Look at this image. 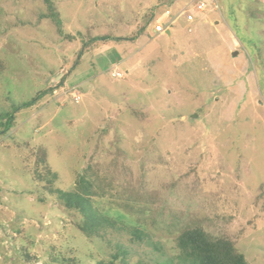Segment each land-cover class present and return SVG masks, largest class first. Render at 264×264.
I'll use <instances>...</instances> for the list:
<instances>
[{
	"label": "rangeland",
	"instance_id": "374dc122",
	"mask_svg": "<svg viewBox=\"0 0 264 264\" xmlns=\"http://www.w3.org/2000/svg\"><path fill=\"white\" fill-rule=\"evenodd\" d=\"M50 1L51 18L43 0H0V122L7 127L0 134V264L110 260L23 167L29 149L39 148L62 190L89 159L103 175L120 151L128 181L144 176V188L156 191L157 200L134 204L142 214L121 209L120 194L98 201L101 211L144 224L162 247L132 244L121 233L130 263L174 258L180 228L202 220L250 264H264V0H215L201 19L191 6L192 32L179 20L170 35L154 34L155 20L168 3L178 9L193 0ZM95 37L108 39L89 45ZM119 37L134 38L113 40ZM107 64L120 68V79ZM52 252L63 260L54 262Z\"/></svg>",
	"mask_w": 264,
	"mask_h": 264
},
{
	"label": "trees",
	"instance_id": "16d2710c",
	"mask_svg": "<svg viewBox=\"0 0 264 264\" xmlns=\"http://www.w3.org/2000/svg\"><path fill=\"white\" fill-rule=\"evenodd\" d=\"M43 1L48 9L49 15L47 16H49V18H51V16L54 17V13L50 14V12L54 11L52 7L53 3L50 0ZM169 4L170 3L167 5L168 7L171 6ZM230 6L232 7V5ZM58 32L61 33V30L58 29ZM67 37L73 39L71 36ZM132 38L119 37L113 40L126 42L132 40ZM107 39V37H95L88 39V41L90 42L89 45H91L96 41H106ZM88 48L89 46L86 45L84 50ZM81 52L82 51H79L77 57L79 59L73 62L71 69L79 65ZM108 62L111 63L109 60ZM108 68L110 77L117 79L113 76V73L119 72L120 68H113V66L107 64L105 70H108ZM2 70L3 63L0 61V73ZM88 71L86 73H89ZM63 80L62 77L59 84H62ZM81 85H85V83ZM81 85L77 90L79 89L82 93L84 88H82ZM74 87L70 88L72 89ZM33 100L31 101L32 103L34 102ZM31 102L22 104L20 107H16V109L22 107L26 108L30 106ZM2 120L4 121V118ZM10 122L11 117H9L7 123ZM6 128L7 127L0 122V134L3 133ZM33 156L35 161L34 166L31 168L30 159ZM124 156L122 152L118 151V155L111 160L108 167L104 170L103 175H98L99 171L97 166L92 164L89 165V159L86 167L81 170L83 173H75L76 175L73 176L75 185L71 188H67V190H62L55 186L58 180V174L49 167L47 155L43 148H39L36 152L29 149V153H26L23 157V167H25V169L27 168L32 181L43 182V186L41 187L43 192L54 199V204L59 207L63 214L74 219L77 231L84 238L89 240V243L96 252L100 256L103 253L109 252L110 260L105 261L101 259L97 261L96 264H116V262H119V264H134L129 262L132 255V252L129 250L130 247H124L118 241L121 233L127 235L128 241L132 244L144 242L152 250L156 252L162 251V247L152 240L144 224L133 221L124 222L122 219L125 218L120 214L115 212L112 214L108 210H100L101 207L98 201L104 196L114 198L119 194L122 195V203L118 204L119 207L127 213L132 214L143 213L140 208L135 207V203L147 201L150 200V198L157 200L156 191L150 193L149 190L144 188V176L137 178L136 181H128L131 170L123 163L125 160ZM121 175H123L122 178H120ZM175 184L174 182L170 186L173 187ZM147 197H149V199H146ZM45 200V196L39 198V202H44ZM164 213H166L168 217L167 226L174 227L172 220L175 219V214L172 212V209L166 208ZM138 220L140 219L138 218ZM142 220H144V218L141 219V221ZM150 222L152 225L156 223L153 217L150 219ZM212 226L215 228L212 223L203 222L202 220L186 224L184 227L180 228L179 234L175 239L176 254L174 258L165 259L166 262L162 263L156 261L154 264H250L246 260L245 255L238 251L229 237L220 235V233L217 235L215 234L217 231L212 232L208 229ZM109 236H112L115 240L117 239L116 242L112 243ZM51 250L54 252V249ZM21 256L24 260H29V255L25 251ZM60 256L59 253H53L52 260H54V262L62 261L63 259H60Z\"/></svg>",
	"mask_w": 264,
	"mask_h": 264
},
{
	"label": "built area",
	"instance_id": "2783aa9c",
	"mask_svg": "<svg viewBox=\"0 0 264 264\" xmlns=\"http://www.w3.org/2000/svg\"><path fill=\"white\" fill-rule=\"evenodd\" d=\"M194 1L196 0L185 4L174 13L169 9L165 10L162 16L155 22L156 24L154 27V32L163 34L166 30L172 28L179 19H183L187 24L193 23L195 20V15L192 13V7L198 14H204L207 9L215 10V8H217V2H215V0H211L209 5H207L202 0H197L196 2ZM188 31H190V28H188ZM113 74V76L117 78L120 77L119 72H114Z\"/></svg>",
	"mask_w": 264,
	"mask_h": 264
},
{
	"label": "clouds",
	"instance_id": "9594fccd",
	"mask_svg": "<svg viewBox=\"0 0 264 264\" xmlns=\"http://www.w3.org/2000/svg\"><path fill=\"white\" fill-rule=\"evenodd\" d=\"M187 3H188V2H187ZM187 3H186V4H187ZM183 6H184V5H183ZM183 6H180L178 9H177V8H171V6H170V7H166V8L164 9V11L167 10V9H169V10H171V12L174 13V12L178 11V10H179L181 7H183ZM164 11L161 12V16H162V14L164 13ZM194 15H195V14H194ZM161 16H160V17H161ZM203 16H204V14H199L198 18L201 19ZM160 17H158V18L155 20V22H156ZM179 20H183V19H179ZM179 20H178V21H179ZM195 20H196V16H195ZM195 20H194L193 23H191V24H187V30H188V28H190V31H189V32H192L191 25H194V24H195ZM163 21H164V20H163ZM178 21H177V22H178ZM199 21H200V20H199ZM177 22H176V24H177ZM154 24H156V23H154ZM176 24H175V25H176ZM175 25H174V26H175ZM154 26H155V25H154ZM174 26H173V27H174ZM173 27H172V28H173ZM172 28L166 30L163 34H160V33H158V32H154V29H153V33H154V34H158V35H164L165 33H168L167 35H170ZM114 77H115V76H114ZM115 78H117V77H115ZM117 79H120V77H118Z\"/></svg>",
	"mask_w": 264,
	"mask_h": 264
},
{
	"label": "water",
	"instance_id": "95a60500",
	"mask_svg": "<svg viewBox=\"0 0 264 264\" xmlns=\"http://www.w3.org/2000/svg\"><path fill=\"white\" fill-rule=\"evenodd\" d=\"M168 34V33H167Z\"/></svg>",
	"mask_w": 264,
	"mask_h": 264
}]
</instances>
